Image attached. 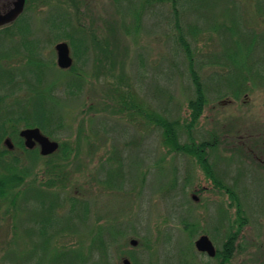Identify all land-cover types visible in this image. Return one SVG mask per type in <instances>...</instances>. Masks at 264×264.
I'll return each instance as SVG.
<instances>
[{"label": "rangeland", "instance_id": "rangeland-1", "mask_svg": "<svg viewBox=\"0 0 264 264\" xmlns=\"http://www.w3.org/2000/svg\"><path fill=\"white\" fill-rule=\"evenodd\" d=\"M134 1L131 8L118 11L112 0H26L24 15L45 42L43 58L53 67L45 80L58 98L50 102L54 121L59 116L63 121L62 126L50 127L48 136L60 144L80 146L74 152L77 158L67 167L64 185L57 190L61 200L67 199L62 209L70 208L71 198L89 207L88 220L76 219V234L52 239L53 247L59 250L68 244L90 254L94 241L113 237L110 259L102 264H123L125 258L132 264H165L170 251L174 257L185 248L189 251L183 260L216 264L196 250L195 242L206 234L220 250L233 232L237 237L231 264H264V79H248L247 92L237 96L229 88L220 94L208 88V104L190 134L197 143L216 142L207 161L215 179L229 187L241 205V226L235 223L237 208L230 193L216 187L195 157L171 151L162 143L158 114L178 121L180 140L188 144L190 135L182 126L191 123L189 103L195 95L187 62L176 55L163 16L158 15V9L166 14L168 6H158L157 0ZM147 3L154 6L142 9ZM236 9L245 14L241 21L247 20L258 33L264 31V18L256 14L252 0H239ZM69 15L74 25L90 30L86 53L78 59L72 50L74 66L83 79L74 94L68 86L72 74L57 64L55 45L60 41L50 44L51 24ZM225 19L219 16V22L227 23ZM208 29L192 38L194 55L202 60L222 50L218 36L210 35ZM21 59L20 54L11 62L21 68L26 64ZM248 61L238 72L240 85L247 75H264L258 69L264 68V46L256 45ZM211 69L221 72L226 67L202 70L203 79ZM226 85L224 81L217 89ZM123 99L124 112H118ZM14 155L21 159L25 180L34 184L38 178L39 186L40 177L44 178L42 161L19 148ZM41 202L32 199L16 215L0 216V264H34L29 257L34 255L36 240L30 229L46 215ZM133 239L138 246L131 245ZM44 243L45 239L40 251ZM171 260L178 264L177 259ZM47 261L51 264V258ZM87 264L100 261L88 258Z\"/></svg>", "mask_w": 264, "mask_h": 264}, {"label": "trees", "instance_id": "trees-1", "mask_svg": "<svg viewBox=\"0 0 264 264\" xmlns=\"http://www.w3.org/2000/svg\"><path fill=\"white\" fill-rule=\"evenodd\" d=\"M157 1L158 6H168L169 11H166V14L163 15L164 10L158 9V15L160 14V17L163 16L176 55L181 56L188 66L187 76L192 84L191 87L195 97L189 103L191 123L190 125L187 123L182 128H187L190 135L195 126L194 124L203 115L208 104V88L215 89L218 94L229 88L237 96L247 92L248 85L245 83L248 79L256 77L261 80L264 79V75L258 72L255 77L245 76L241 85L240 80H238V72L240 68H245L249 64L248 56L253 51V48L256 45L264 46V31L258 33L253 30V27L248 26L247 20L244 21L243 19L241 21L243 17L245 18V14L236 9L239 0ZM252 1L255 4L256 14L264 18V0ZM112 2L118 11L121 8L129 9L136 4L134 0H112ZM153 6L147 3L142 4L141 8L144 9L143 7H146V10ZM60 14L62 15V12ZM220 15L223 18L226 17L225 21L227 23L219 22ZM139 17L137 18L138 20ZM51 27L54 34L50 44H54V41L69 42L73 55L78 59L86 53L87 32L90 30H85L80 25H74L70 15L66 19L62 17L54 20ZM208 28L212 31L210 35L218 36L222 50L218 49L214 57L202 60L194 55L196 50H194L192 38H195L199 31L203 33ZM93 38L94 34L91 36V39ZM1 40H3V43H0V216L7 215V213L16 215L23 210V207L26 208L32 199H41L42 209H44L46 215L44 218L36 220L34 227L30 229V232L35 236L34 240H36L34 241L36 243L33 249L34 255L29 257L31 262H34V264H46L47 260L51 258V264H87L89 258L90 261L99 260L100 264H102L104 260L110 259V248L111 244L114 243L112 242L113 237H110V240L107 241L102 238L94 241L90 254H87L82 248H72L68 244L63 245L58 250L55 249V246L53 247L51 242L52 239L64 236L65 233L76 234L75 231L78 227L75 223L76 219H80L82 222L89 219V207L86 203H83V200H78L77 198L69 199L72 204L68 210L64 211L62 208L68 205L66 203L67 199L61 200L60 193L57 191L64 185L67 167L77 158L78 155L74 152L80 146L62 143L57 153L50 156H42L39 148L33 150L26 148L23 139L19 136L20 130L26 127H39L45 134L51 136L48 130L50 127L63 125L61 116L56 119L57 121H54V109L50 106V102L58 98H55L56 95L54 92L51 93L50 88L48 89L45 80L47 71L53 68L43 58L45 42L31 29L29 20L24 13L15 22L0 27ZM95 43L97 44V41ZM99 45L101 44L98 43ZM20 54L21 60L26 61V64L21 63L23 64L21 68L16 63L11 62ZM222 66L226 67L225 71L220 72L218 69L214 71L211 69L212 73L205 79L200 74L206 68L216 69ZM258 69L259 71H264V68L259 67ZM67 72H70L69 74L73 76L68 86L70 88L69 93L74 94L81 89L83 79L81 74L78 73L76 66H73ZM224 81L227 83L226 87L218 90V84ZM263 82L260 83L263 84ZM211 84L216 86L213 87ZM219 96L220 98L223 97V95ZM124 105H126L125 99L120 102L121 108L119 105L116 106V108L119 107L118 112L120 110L124 112ZM53 106L55 107V105ZM144 114L146 115V113ZM155 119L158 129L162 132V143L164 146L171 151L182 152L195 157L205 169L208 177L213 180L216 187L225 188L230 193L232 203L237 208L238 219L235 223L239 222L242 226L244 217L241 205L238 201L236 202L237 198L230 191L231 189L223 186L215 179L213 169L208 163L209 160L207 161L208 151L216 147V142L203 141L197 143L190 135L188 144H183L178 133L181 127L178 121H171L162 114L156 115ZM81 132L83 134L85 128ZM8 137L14 142L15 149L19 148L33 160L42 161L44 178L43 176L40 177L39 186L35 183L38 182V178L37 180L36 178L34 179V184H29L25 180V171L20 167L21 159L14 155V150H10L4 145V140ZM79 139L78 143L81 141V135ZM111 182L112 178H110ZM107 187L110 188L108 185ZM23 188L27 189L26 193H21ZM57 213L60 215L58 216ZM231 226L233 227V225ZM34 228H36L35 231ZM107 232L109 233V231ZM110 235H112L111 231ZM236 237L237 233L233 232L227 235L223 248L218 251L217 257L214 259L216 264H231L236 251ZM44 239L46 245L43 246L44 250L40 251L39 246ZM187 250L189 251L188 248ZM187 250L186 248L183 251L181 249L178 256L174 257H171L170 251L169 255L166 256L165 264H172L171 259H177L178 264H197L196 262L183 260V256L188 253ZM47 253L49 256L46 257Z\"/></svg>", "mask_w": 264, "mask_h": 264}, {"label": "water", "instance_id": "water-1", "mask_svg": "<svg viewBox=\"0 0 264 264\" xmlns=\"http://www.w3.org/2000/svg\"><path fill=\"white\" fill-rule=\"evenodd\" d=\"M26 0H0V27L14 22L23 12ZM58 54V65L63 69H68L73 64V59L70 55V47L66 42H61L56 45ZM20 136L25 139V145L29 149H33L39 144L41 154L43 156L51 155L58 151L60 144L57 141L51 140L44 135L40 128H26L20 132ZM5 145L9 149L14 148L10 138L5 140ZM132 245H137V240L131 241ZM198 251L207 253L210 257H215L217 249L208 235H202L195 242ZM123 264H131L129 259H124Z\"/></svg>", "mask_w": 264, "mask_h": 264}]
</instances>
